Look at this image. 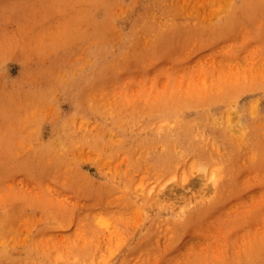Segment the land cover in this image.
I'll use <instances>...</instances> for the list:
<instances>
[{"label":"rangeland","instance_id":"obj_1","mask_svg":"<svg viewBox=\"0 0 264 264\" xmlns=\"http://www.w3.org/2000/svg\"><path fill=\"white\" fill-rule=\"evenodd\" d=\"M0 264H264V0H0Z\"/></svg>","mask_w":264,"mask_h":264},{"label":"bare ground","instance_id":"obj_2","mask_svg":"<svg viewBox=\"0 0 264 264\" xmlns=\"http://www.w3.org/2000/svg\"><path fill=\"white\" fill-rule=\"evenodd\" d=\"M245 3H246V1H245ZM246 8V7H245ZM173 9V8H172ZM170 12V11H169ZM169 12H168V14H169ZM142 17V16H141ZM138 22V21H137ZM160 23V22H159ZM139 24V23H138ZM146 24H148V22H146ZM140 25V24H139ZM145 25V24H144ZM150 25V24H149ZM154 26V25H153ZM157 26V25H156ZM142 27V26H141ZM147 28V26L145 27V29ZM149 28H152V27H149ZM157 29V28H156ZM149 30V29H148ZM144 32V31H143ZM147 31H145V33H146ZM149 32V31H148ZM223 130V129H222ZM188 138V137H187ZM186 138V139H187ZM168 150H169V148H167ZM6 218V217H5ZM179 228V227H178Z\"/></svg>","mask_w":264,"mask_h":264}]
</instances>
